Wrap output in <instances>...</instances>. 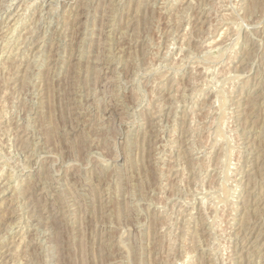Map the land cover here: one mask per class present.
I'll list each match as a JSON object with an SVG mask.
<instances>
[{
  "label": "rangeland",
  "instance_id": "1",
  "mask_svg": "<svg viewBox=\"0 0 264 264\" xmlns=\"http://www.w3.org/2000/svg\"><path fill=\"white\" fill-rule=\"evenodd\" d=\"M0 63V264H264V0H1Z\"/></svg>",
  "mask_w": 264,
  "mask_h": 264
},
{
  "label": "bare ground",
  "instance_id": "2",
  "mask_svg": "<svg viewBox=\"0 0 264 264\" xmlns=\"http://www.w3.org/2000/svg\"><path fill=\"white\" fill-rule=\"evenodd\" d=\"M1 1V0H0ZM8 1V0H7ZM259 3V2H258ZM2 8V7H1ZM23 8V7H22ZM37 10V9H36ZM22 15V14H21ZM39 18V17H38ZM6 24V23H5ZM12 28V27H11ZM222 28H224V27H222ZM226 28V27H225ZM234 28V27H233ZM23 29V28H22ZM227 31V30H226ZM230 31V30H229ZM225 32V31H224ZM221 33V32H220ZM10 34H12V33H10ZM224 34V33H223ZM222 35V34H221ZM12 36V35H11ZM2 38V37H1ZM216 38V37H215ZM214 38V39H215ZM206 41L207 40H205V42L204 43H206ZM208 42V41H207ZM213 42V40L212 39H210L209 40V42L208 43H206V45L207 44H211ZM1 43H3V42H1ZM215 43V42H214ZM213 44V43H212ZM220 44V43H219ZM208 46V45H207ZM210 46V45H209ZM212 46V45H211ZM215 46V45H214ZM224 46V45H223ZM17 47V46H16ZM209 48V47H208ZM1 64V63H0ZM173 64V63H172ZM205 73V72H204ZM176 78V77H175ZM216 79V78H215ZM211 82V81H210ZM174 87V86H173ZM197 91V90H196ZM174 94V93H173ZM253 98V97H252ZM253 100V99H252ZM216 101V100H215ZM215 104V103H214ZM254 105V104H253ZM252 106V105H251ZM214 110V109H213ZM250 113V112H249ZM264 113V112H263ZM232 114V113H231ZM252 114H254V113H252ZM243 116V115H242ZM264 118V117H263ZM154 123V122H153ZM224 123V122H223ZM221 125H223V124H221ZM226 125V124H225ZM225 134V133H224ZM188 138V137H187ZM218 138V137H217ZM256 138V137H255ZM258 139V138H257ZM246 145V144H245ZM191 148V147H190ZM252 151V150H251ZM189 152V151H188ZM206 152V151H205ZM190 153V152H189ZM202 154V153H201ZM261 159V158H260ZM198 162V161H197ZM264 165V164H263ZM262 166V165H261ZM2 168V167H1ZM264 169V168H263ZM257 172V171H256ZM255 175V174H254ZM252 178V177H251ZM3 183V182H2ZM212 185V184H211ZM217 189V188H216ZM211 198V197H210ZM215 201V200H214ZM211 203V202H210ZM211 205V204H210ZM186 209V208H185ZM189 211V210H188ZM204 211H206V210H204ZM208 214V213H207ZM205 215V214H204ZM208 216V215H207ZM254 217V216H253ZM244 220V219H243ZM256 224V223H255ZM254 224V225H255ZM250 226V225H249ZM252 226V225H251ZM56 228H59V226L58 227H56ZM252 231V230H251ZM258 231V230H257ZM231 233V232H230ZM250 233V232H249ZM258 235V234H257ZM22 236V235H21ZM20 236V237H21ZM11 238V237H10ZM257 236H255V238H253L254 240L253 241H250V242H252V244H256L257 243ZM260 238V237H259ZM57 239V238H56ZM60 240V239H59ZM259 240V239H258ZM23 244V243H22ZM261 244H263V242L261 243ZM261 244H259V245H261ZM254 246H256L257 247V245H254ZM258 251V250H257ZM15 252V251H14ZM18 253V252H17ZM233 253V252H232ZM260 254H261V256H263L264 257V247H261V250H260ZM259 254V255H260ZM2 255V254H1ZM28 256V255H27ZM186 256V255H185ZM23 258V257H22ZM13 259V258H12ZM260 259V258H259ZM184 261V260H183Z\"/></svg>",
  "mask_w": 264,
  "mask_h": 264
}]
</instances>
